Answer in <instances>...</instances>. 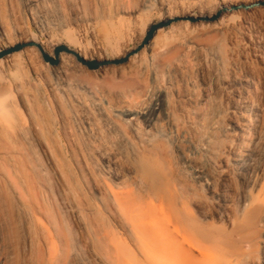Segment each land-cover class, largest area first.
Segmentation results:
<instances>
[{
	"label": "rangeland",
	"instance_id": "rangeland-1",
	"mask_svg": "<svg viewBox=\"0 0 264 264\" xmlns=\"http://www.w3.org/2000/svg\"><path fill=\"white\" fill-rule=\"evenodd\" d=\"M223 1L0 0V49L35 38L46 48L49 43L70 45L91 59L117 58L134 49L151 24L169 15L211 14ZM219 19L188 21L187 27L178 21L158 29L148 45L119 65L91 70L70 62L74 76L68 80L90 82L78 88L63 85L67 79L31 47L0 59V80L6 81V94L19 112L21 95L49 99L51 88L65 103L63 89L89 99L94 90L112 121L125 127L129 122L120 113L125 107L141 110L154 101L167 106L172 119L162 115L145 130L164 144L167 170L177 171L201 198L206 221L227 228L242 218L247 190L259 191L264 202V8L228 16L224 24ZM175 41L181 47L170 56L167 50ZM156 54L169 58L157 66ZM134 65L145 88L133 96L116 92L107 98L103 87L128 76ZM91 112L104 123L96 109L91 107ZM137 122L144 130L140 117ZM101 161L96 157V163ZM209 259L264 264V209L254 224L234 237L231 252L215 250Z\"/></svg>",
	"mask_w": 264,
	"mask_h": 264
},
{
	"label": "bare ground",
	"instance_id": "bare-ground-1",
	"mask_svg": "<svg viewBox=\"0 0 264 264\" xmlns=\"http://www.w3.org/2000/svg\"><path fill=\"white\" fill-rule=\"evenodd\" d=\"M256 1L224 0L213 11H221L218 22L224 24L228 16L254 13L261 7L252 5ZM181 21L188 26L187 20ZM68 38L76 42L72 35ZM31 40L51 57L60 45L49 43L46 48ZM180 45L172 42L167 53L172 56ZM31 50L41 55L37 47ZM62 52L50 65L67 79L63 85L90 83L68 80L74 76L70 62L78 60ZM168 58L156 54L154 61L161 66ZM129 72L103 87L107 98L116 92L133 96L145 88L135 65ZM5 82L0 80V264H220L210 261L212 251L231 252L234 237L254 224L264 209L260 192L247 190L242 218L227 228L206 221L201 198L177 171L167 170L164 144L145 130L162 115L172 119L167 106L156 101L141 110L127 106L120 111L129 122L125 127L112 121L94 90L89 99L63 89L65 103L51 88L49 99L21 95L19 112L6 94ZM139 117L144 130L138 126Z\"/></svg>",
	"mask_w": 264,
	"mask_h": 264
},
{
	"label": "water",
	"instance_id": "water-1",
	"mask_svg": "<svg viewBox=\"0 0 264 264\" xmlns=\"http://www.w3.org/2000/svg\"><path fill=\"white\" fill-rule=\"evenodd\" d=\"M252 5L261 6L264 8V0H258L256 2H254ZM220 15H221V11H217L214 14H212L211 16H206V17H194V16L179 17V16H176V17H172V18H168V19H164V20H159V21L153 23L152 25H150V27L146 30L144 37L134 47V49L127 52L123 57L115 58L112 60H102V61H97L94 59L93 60H86L82 56L77 54L76 52L68 49L63 44H60V45H57L54 47V49H53L54 57H51L50 55H48L47 53H45L42 50L40 44H38L32 40L27 41V42H17L15 44H13L12 46L1 48L0 49V59L4 58V57H6L12 53L21 51V50L25 49L26 47L35 46L39 49V51L42 55V59L45 62H48L49 64H55L57 62V57H58L59 53L63 51V52L72 53L79 62H81L83 65H85L88 69H91V70L98 69L99 67L104 66V65H119V64L125 63L131 55L138 53L146 45H148L149 42L154 37V35L158 29L165 28V27L169 26L170 24H172L173 22H178L181 20H187L191 23H197V22H210V23H212V22L217 21L218 18L220 17Z\"/></svg>",
	"mask_w": 264,
	"mask_h": 264
}]
</instances>
